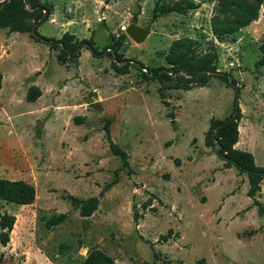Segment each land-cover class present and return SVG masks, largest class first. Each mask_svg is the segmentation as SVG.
Returning <instances> with one entry per match:
<instances>
[{
    "label": "rangeland",
    "instance_id": "1",
    "mask_svg": "<svg viewBox=\"0 0 264 264\" xmlns=\"http://www.w3.org/2000/svg\"><path fill=\"white\" fill-rule=\"evenodd\" d=\"M38 2L45 19L27 23L40 35L91 37L102 50L124 34L119 52L131 61L118 74L110 48L96 57L82 47L77 63L60 62L51 42L0 28V177L36 191L29 205L0 199V213L15 216L1 264H69L92 248L114 264H264V216L246 194V173L224 168L204 142L211 119L228 116L237 96L236 147L264 166V65L255 66L264 2L257 20L220 39L210 27L216 0ZM130 23L149 27L142 42L125 33ZM183 38L198 53L214 43L217 72L204 86L162 88L161 97L160 82L145 80L139 63L167 67L164 53ZM31 85L41 91L35 101L25 98ZM106 119L130 171L109 149ZM65 193L97 196L96 210L80 216ZM257 198L264 201V178ZM59 212L66 219L46 228Z\"/></svg>",
    "mask_w": 264,
    "mask_h": 264
},
{
    "label": "trees",
    "instance_id": "2",
    "mask_svg": "<svg viewBox=\"0 0 264 264\" xmlns=\"http://www.w3.org/2000/svg\"><path fill=\"white\" fill-rule=\"evenodd\" d=\"M264 0H216L215 11L210 19L212 33L217 38L235 33L239 28L245 27L252 21L257 20L259 9ZM38 0H3L0 1V28H7L9 32H29L30 36L36 40H44L52 43L53 47L59 49L58 60L66 62L72 60L77 63L79 49L86 47L93 56H99L108 48L112 50L113 57L111 67L118 74L128 72L130 59L123 57L119 52L122 40L125 38L121 34L117 38L112 35V40L102 50L95 46L94 40L89 38L77 39L73 34L64 32L60 38L45 37L40 35L36 29V24L29 25V18L34 21H42L41 10ZM196 41L190 38L178 39L172 42L168 50L164 53V60L167 67L159 66L147 69L142 63H139V70L144 79H157L161 86L158 93L164 97L162 88L167 86L183 87L191 89L193 85L204 86L208 78L216 74L218 53L214 43L210 42L207 49L198 53L195 50ZM261 56L255 62V66L264 65V32L259 44ZM120 62H124L119 65ZM145 69V71H143ZM187 75L188 77H185ZM228 84L233 85V80L219 76ZM0 73V88H1ZM173 78L175 80H173ZM173 83H170L171 81ZM238 89L236 90V92ZM41 91L38 87L31 85L27 90L25 98L27 101H34L40 96ZM242 118V111L236 99L233 101L231 113L225 118H212L209 127L204 136L206 146L212 147L216 154L223 160L224 168L235 166L239 171L245 172L247 176L248 188L246 194L252 199V205L256 207L257 214L264 216V201L257 198L261 190V181L264 178V166L256 165L254 156L250 151L239 149L235 146L239 137L238 125ZM79 118L74 117V121ZM103 129L107 139L110 151L118 156L122 161V166L129 169L128 153L121 146L115 143L110 136L109 120L106 119ZM110 186L107 184L105 188ZM35 187L33 184L23 179H7L0 177V199L14 204H31L35 200ZM64 199H67L73 208L79 210L80 216H90L98 205L97 196L79 198L71 193H65ZM67 213L59 212L51 214L45 221L46 228H53L55 225L64 221ZM15 216L8 212L0 213V243L6 245L9 241V233L13 228ZM45 255L53 260L51 255L40 247ZM0 257V264H1ZM69 264H114L111 256L107 255L101 249L92 248L86 256L80 261H72ZM144 264H149L145 262Z\"/></svg>",
    "mask_w": 264,
    "mask_h": 264
},
{
    "label": "water",
    "instance_id": "3",
    "mask_svg": "<svg viewBox=\"0 0 264 264\" xmlns=\"http://www.w3.org/2000/svg\"><path fill=\"white\" fill-rule=\"evenodd\" d=\"M125 33L135 42L140 43L142 42L147 34L149 33V27H141L136 23H130L125 28ZM94 107H98L99 104L97 102L93 103Z\"/></svg>",
    "mask_w": 264,
    "mask_h": 264
},
{
    "label": "crops",
    "instance_id": "4",
    "mask_svg": "<svg viewBox=\"0 0 264 264\" xmlns=\"http://www.w3.org/2000/svg\"><path fill=\"white\" fill-rule=\"evenodd\" d=\"M35 101V100H34ZM240 130V129H239ZM237 144V143H236ZM236 144H235V146H236ZM32 204V203H31ZM20 205V204H19ZM24 205H27V204H24ZM29 205V204H28Z\"/></svg>",
    "mask_w": 264,
    "mask_h": 264
}]
</instances>
